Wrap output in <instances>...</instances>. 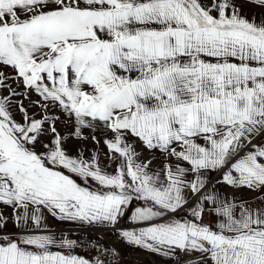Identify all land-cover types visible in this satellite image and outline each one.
<instances>
[{
	"label": "snow or ice",
	"instance_id": "snow-or-ice-1",
	"mask_svg": "<svg viewBox=\"0 0 264 264\" xmlns=\"http://www.w3.org/2000/svg\"><path fill=\"white\" fill-rule=\"evenodd\" d=\"M49 218L264 264V0H0V264H123Z\"/></svg>",
	"mask_w": 264,
	"mask_h": 264
},
{
	"label": "crops",
	"instance_id": "crops-1",
	"mask_svg": "<svg viewBox=\"0 0 264 264\" xmlns=\"http://www.w3.org/2000/svg\"><path fill=\"white\" fill-rule=\"evenodd\" d=\"M225 191H230L228 189H225ZM243 195H246L245 193H243ZM49 221V219H48ZM124 223V221L122 222V224ZM70 225V226H68ZM72 225V226H71ZM51 229L54 231V232H57V233H60V232H63L65 235L71 237V238H78V237H83V239L85 241L88 240V238L91 236L93 238L96 237V235L92 234V233H88V232H85L83 229H81V227L78 225V224H73V223H69V222H64V223H61V224H58L54 227H51ZM120 250L123 252V253H127V254H141L143 256H147V257H152L150 255H147L139 250H136V249H133V248H130V247H127L125 246L124 244H120L119 246ZM86 249L87 248H78L76 251L81 254V255H86ZM152 258H155V257H152ZM170 264H173V262L171 261H168Z\"/></svg>",
	"mask_w": 264,
	"mask_h": 264
},
{
	"label": "built area",
	"instance_id": "built-area-1",
	"mask_svg": "<svg viewBox=\"0 0 264 264\" xmlns=\"http://www.w3.org/2000/svg\"><path fill=\"white\" fill-rule=\"evenodd\" d=\"M205 219H208V217H205ZM123 221H121L122 224ZM88 232L96 235L101 236L103 238V241L106 244H114L117 247L120 246V242L118 240V234L116 232H105V231H98L95 229H90ZM88 254V251L86 249V255ZM125 259L123 261V264H140V262H143V264H152V262L155 260V258L143 256L141 254H127L124 253ZM158 264H170L168 261H159Z\"/></svg>",
	"mask_w": 264,
	"mask_h": 264
},
{
	"label": "rangeland",
	"instance_id": "rangeland-1",
	"mask_svg": "<svg viewBox=\"0 0 264 264\" xmlns=\"http://www.w3.org/2000/svg\"><path fill=\"white\" fill-rule=\"evenodd\" d=\"M247 10H248L249 12H251V13H255V12L259 11L258 9H254V8H251V7H248ZM146 155H147V154H146ZM157 163H159V161H157ZM245 194H247V196L252 195L251 193H245ZM61 223H64V222H60V221H57V220L52 219V218H49V221H48V224H49L50 227H54V226H56V225H58V224H61ZM68 226H70V225H68ZM71 226H72V225H71ZM85 232H88V231H85ZM88 233H89V232H88Z\"/></svg>",
	"mask_w": 264,
	"mask_h": 264
}]
</instances>
